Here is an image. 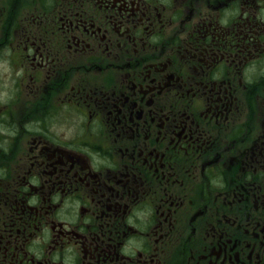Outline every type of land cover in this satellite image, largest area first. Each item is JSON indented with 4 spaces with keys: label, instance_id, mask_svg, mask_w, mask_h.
<instances>
[{
    "label": "flooded vegetation",
    "instance_id": "1",
    "mask_svg": "<svg viewBox=\"0 0 264 264\" xmlns=\"http://www.w3.org/2000/svg\"><path fill=\"white\" fill-rule=\"evenodd\" d=\"M0 264H264V0H0Z\"/></svg>",
    "mask_w": 264,
    "mask_h": 264
}]
</instances>
